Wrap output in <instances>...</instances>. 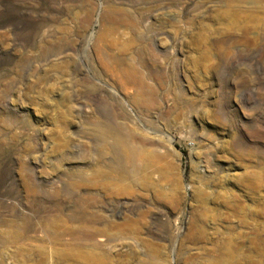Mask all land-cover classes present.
<instances>
[{"label": "rangeland", "instance_id": "obj_1", "mask_svg": "<svg viewBox=\"0 0 264 264\" xmlns=\"http://www.w3.org/2000/svg\"><path fill=\"white\" fill-rule=\"evenodd\" d=\"M0 264H264V0H0Z\"/></svg>", "mask_w": 264, "mask_h": 264}, {"label": "bare ground", "instance_id": "obj_2", "mask_svg": "<svg viewBox=\"0 0 264 264\" xmlns=\"http://www.w3.org/2000/svg\"><path fill=\"white\" fill-rule=\"evenodd\" d=\"M122 73H123V76L128 81L133 82V83H135L137 85L138 91H141L142 89H144L143 88L144 85H143L142 78L139 77V76H137L135 73H133V70H130V71L123 70ZM107 134L102 133V135H104V136H106ZM104 136H102V137H104ZM117 152L116 153L118 154V161L120 163L119 169L123 173L124 172L123 171L124 170L123 169L124 168V163H127V161H129L131 152L128 151V149L127 150L126 149H118ZM106 177L108 178L110 176L106 175ZM77 220H80V223L78 224V226H76V228H64V229H61L60 232H59V234L62 235V236H69L72 240H75V241H77L79 239L80 240H85L87 242H89V241H95V244H96V242H100V241L103 240V238H102V235H103L102 232L100 230H95L91 226V221L89 219H87V218H80V219H77ZM98 245H99V243H98Z\"/></svg>", "mask_w": 264, "mask_h": 264}]
</instances>
